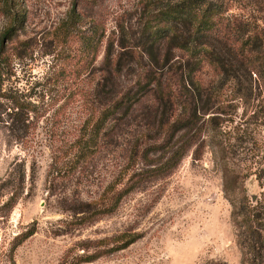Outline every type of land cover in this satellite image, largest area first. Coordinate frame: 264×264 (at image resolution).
<instances>
[{"label":"rangeland","instance_id":"374dc122","mask_svg":"<svg viewBox=\"0 0 264 264\" xmlns=\"http://www.w3.org/2000/svg\"><path fill=\"white\" fill-rule=\"evenodd\" d=\"M142 2L0 0V105L7 108L0 121V264H73L90 255L97 258L84 264H245L232 205H264V180L257 179L264 176V94L247 128L227 129L228 148H207L198 161L189 152L171 172H151L166 158L143 156L150 144L136 147L145 134L136 123L108 127L99 150L83 152L96 119L94 69L103 45L92 62L78 38L93 25L109 39L117 25H139ZM76 6L80 26L66 40L57 27ZM249 12L237 3L230 10ZM252 16L264 27V7ZM10 28L14 34L2 39ZM215 78L205 65L202 80ZM11 108L19 110L15 119L6 115ZM118 195L113 212L100 214ZM10 196L9 212L3 205ZM130 236L140 238L112 251ZM253 264H264V251Z\"/></svg>","mask_w":264,"mask_h":264},{"label":"trees","instance_id":"16d2710c","mask_svg":"<svg viewBox=\"0 0 264 264\" xmlns=\"http://www.w3.org/2000/svg\"><path fill=\"white\" fill-rule=\"evenodd\" d=\"M236 3L249 8V14L230 13ZM263 7L264 0H143L139 25H117L111 39L98 25H93L86 37L79 36L92 62L103 45L102 61L94 69L92 103L96 119L83 143L84 154L99 150L100 138L107 135L108 127H129L134 123L145 133L136 147L150 144L143 156L150 151L166 158L151 172H171L189 152L198 161L207 148H228L230 139L226 143L224 139L227 129L239 131L243 125L247 128V120L258 113V97L264 94V27L257 25L252 16ZM78 19L77 6L72 7L57 27L59 35L66 40L76 37ZM13 32L15 29H8L2 39ZM205 65L216 73L214 80H202ZM6 109L0 105V121ZM9 110L12 113L7 116L15 119L19 115V110ZM247 115L248 119L241 122ZM257 179L262 181L264 176ZM119 197L113 196L115 200L100 214H111ZM244 200L232 205L237 211L232 216L239 230L243 262L260 263L264 251V205L258 202L253 206ZM15 202L16 198L10 196L3 207L10 212ZM35 231L32 227L15 247ZM123 238L121 241H126L116 243L112 251L124 250L140 237ZM95 258L96 255L79 257L73 264L91 263Z\"/></svg>","mask_w":264,"mask_h":264}]
</instances>
